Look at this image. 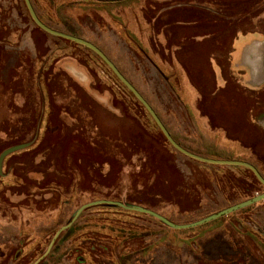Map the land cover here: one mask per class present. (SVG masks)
<instances>
[{"label":"rangeland","instance_id":"obj_1","mask_svg":"<svg viewBox=\"0 0 264 264\" xmlns=\"http://www.w3.org/2000/svg\"><path fill=\"white\" fill-rule=\"evenodd\" d=\"M31 2L100 48L182 147L264 176V93L223 76L236 35L264 31V0ZM263 193L244 167L174 149L97 54L0 0V264H35L71 223L37 264H264V201L182 229L102 204L73 221L108 200L191 224Z\"/></svg>","mask_w":264,"mask_h":264},{"label":"water","instance_id":"obj_2","mask_svg":"<svg viewBox=\"0 0 264 264\" xmlns=\"http://www.w3.org/2000/svg\"><path fill=\"white\" fill-rule=\"evenodd\" d=\"M25 4L28 8V11L30 13V16L32 18V20L34 21V23L40 28L42 29L44 32L55 36V37H60L69 41H72L74 43H77L79 45H82L90 50H92L94 53H96L107 65L108 67L114 72V74L120 79V81L135 95V97L141 102V104L146 108V110L150 113V115L152 116V118L154 119V121L156 122V124L158 125V127L161 129V131L163 132L164 136L166 137V139L169 141V143L180 153L194 159L200 162H204L207 164H212V165H223V166H239V167H245L250 169L255 176L258 178V180L264 185V176L260 173V171L257 169L256 166H254L253 164L246 162V161H241V160H217V159H211V158H207V157H203L200 155H197L189 150H187L186 148L182 147L171 135V133L169 132V130L166 128V126L164 125V123L162 122V120L160 119V117L158 116V114L155 112V110L152 108V106L148 103V101L142 96V94L133 86L132 83H130L125 76L120 72V70L116 67V65L108 58V56L100 49L98 48L96 45H94L93 43L80 38V37H76L70 34H66L57 30L52 29L51 27H49L48 25H46L38 16L31 0H24ZM22 147H18V148H14L11 149L9 151H7L2 159L9 153L14 152L15 150H18ZM264 201V193L260 194L256 197H253L249 200L240 202L238 204H235L231 207H228L225 210H222L218 213H215L213 215H210L204 219H201L199 221L193 222L191 224H175L173 222H171L170 220H168L166 217L160 215L159 213L141 207V206H136V205H125L121 202H116V201H108V200H102V201H97V202H93V203H89L86 204L84 206H82L77 212L76 215L73 219V221H75V219L78 217V215H80L82 213L83 210H85L86 208L90 207V206H94V205H101V204H107V205H115L127 210H131V211H135V212H139L142 214H147L150 215L156 219H158L159 221H161L162 223H164L165 225L171 227V228H176V229H182V228H189V227H193V226H198V225H202L208 221L214 220L218 217H222L225 216L229 213L241 210L243 208H246L248 206H251L253 204H256L258 202ZM71 224H69L68 226H64L62 227L57 234L55 235V237L53 238L52 242L49 245V248L47 250V252L35 263L37 264L40 260H42L51 250L54 242L56 241V239L59 237V235L61 234V232H63L64 230H66L69 226H71Z\"/></svg>","mask_w":264,"mask_h":264},{"label":"crops","instance_id":"obj_3","mask_svg":"<svg viewBox=\"0 0 264 264\" xmlns=\"http://www.w3.org/2000/svg\"><path fill=\"white\" fill-rule=\"evenodd\" d=\"M229 67L236 85L249 90L264 89V32L238 34L232 43Z\"/></svg>","mask_w":264,"mask_h":264},{"label":"trees","instance_id":"obj_4","mask_svg":"<svg viewBox=\"0 0 264 264\" xmlns=\"http://www.w3.org/2000/svg\"><path fill=\"white\" fill-rule=\"evenodd\" d=\"M42 30V29H41ZM69 41V40H68ZM72 42V41H71ZM77 44V43H76ZM79 45V44H78ZM82 46V45H81ZM92 51V50H91ZM96 54V53H95ZM103 61V60H102ZM104 62V61H103ZM105 63V62H104ZM106 64V63H105ZM107 65V64H106ZM108 66V65H107ZM117 77V76H116ZM118 78V77H117ZM119 79V78H118ZM120 80V79H119ZM121 82V81H120ZM125 86V85H124ZM126 87V86H125ZM127 88V87H126ZM128 89V88H127ZM129 90V89H128ZM129 92L135 97V95L129 90ZM136 98V97H135ZM137 99V98H136ZM138 100V99H137ZM139 101V100H138ZM140 102V101H139ZM141 103V102H140ZM143 106V105H142ZM144 107V106H143ZM145 108V107H144ZM146 109V108H145ZM149 113V112H148ZM150 114V113H149ZM152 117V116H151ZM154 120V119H153ZM155 122V121H154ZM156 123V122H155ZM157 125V124H156ZM158 126V125H157ZM159 128V127H158ZM159 130H160V132L163 134V132L161 131V129L159 128ZM163 136H164V134H163ZM165 137V136H164ZM165 139H166V137H165ZM167 140V139H166ZM168 141V140H167ZM168 143H169V141H168ZM170 144V143H169ZM171 145V144H170ZM172 146V145H171ZM173 147V146H172ZM175 149V148H174ZM245 168V167H244ZM245 169H247V170H249L253 175H254V177L256 178V180L262 185V186H264L259 180H258V178L255 176V174L250 170V169H248V168H245ZM251 198H253V197H251ZM251 198H249V199H251ZM249 199H246V200H249ZM245 200V201H246ZM243 202V201H242ZM102 205H106V206H108V207H116V208H118V206H115V205H107V204H102Z\"/></svg>","mask_w":264,"mask_h":264},{"label":"flooded vegetation","instance_id":"obj_5","mask_svg":"<svg viewBox=\"0 0 264 264\" xmlns=\"http://www.w3.org/2000/svg\"><path fill=\"white\" fill-rule=\"evenodd\" d=\"M260 31H262V32H264L263 30H260ZM240 34V33H239ZM237 36V35H236ZM232 51V50H231ZM230 54H231V52H230ZM230 54H229V65H230ZM229 67V66H228ZM223 74V73H222ZM223 76L224 77H226L225 78V80L226 79H232V71H231V69H230V67H229V69H228V77L225 75V74H223ZM242 88V87H241ZM242 89H245V88H242ZM246 90H249V89H246ZM251 93H253V94H260V95H262L261 93H264V89H262V90H260V91H258V90H249ZM263 117V116H262ZM258 169V168H257ZM259 170V169H258ZM260 171V170H259ZM261 173V172H260ZM262 174V173H261Z\"/></svg>","mask_w":264,"mask_h":264}]
</instances>
